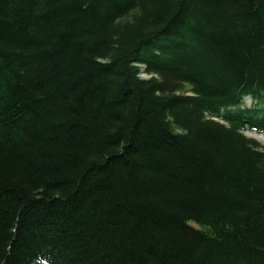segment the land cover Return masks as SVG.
Listing matches in <instances>:
<instances>
[{
	"label": "trees",
	"instance_id": "1",
	"mask_svg": "<svg viewBox=\"0 0 264 264\" xmlns=\"http://www.w3.org/2000/svg\"><path fill=\"white\" fill-rule=\"evenodd\" d=\"M245 131L264 0H0V264H264Z\"/></svg>",
	"mask_w": 264,
	"mask_h": 264
},
{
	"label": "rangeland",
	"instance_id": "2",
	"mask_svg": "<svg viewBox=\"0 0 264 264\" xmlns=\"http://www.w3.org/2000/svg\"><path fill=\"white\" fill-rule=\"evenodd\" d=\"M141 78H147L146 76H144L143 74L141 75ZM250 104V101L248 98H245L244 99V105L247 106ZM245 135L247 137H250V138H253L254 140H256L261 146L264 147V137L260 136V135H256L254 133H249V132H246Z\"/></svg>",
	"mask_w": 264,
	"mask_h": 264
}]
</instances>
